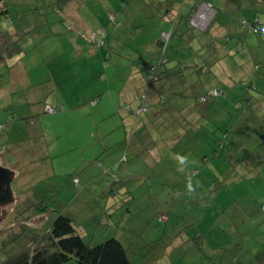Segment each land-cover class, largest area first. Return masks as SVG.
<instances>
[{
	"label": "rangeland",
	"instance_id": "374dc122",
	"mask_svg": "<svg viewBox=\"0 0 264 264\" xmlns=\"http://www.w3.org/2000/svg\"><path fill=\"white\" fill-rule=\"evenodd\" d=\"M70 1L107 33L111 11L115 36L96 48L55 0H4L0 31L21 53L0 64V167L16 174L0 204V261L29 196L46 209L41 229L64 213L90 245L118 238L130 264H253L264 249V0H204L193 24L217 11L208 33L162 19L168 1L183 15L195 0ZM172 29L195 39L172 37V82L149 109L159 122L138 121L122 107L146 92L156 101L144 68ZM213 88L224 95L200 102Z\"/></svg>",
	"mask_w": 264,
	"mask_h": 264
},
{
	"label": "trees",
	"instance_id": "16d2710c",
	"mask_svg": "<svg viewBox=\"0 0 264 264\" xmlns=\"http://www.w3.org/2000/svg\"><path fill=\"white\" fill-rule=\"evenodd\" d=\"M172 3L175 2L172 1ZM204 3H206L204 0H195L193 4L187 6L186 12H183V15H181L178 13L179 9L175 8L173 5L170 6V2L168 1L163 10L164 14L162 15V19H167L169 16H175V19L171 21L173 27L176 26L175 23L181 19L185 23V28L208 33L211 30L217 11L212 10L214 14L208 20V25L205 29L196 27L193 24L194 19L198 16L199 10H201L202 7H204V9L206 8ZM4 7V0H0V17L8 14V10ZM58 8L60 7L58 6ZM171 11L173 12L172 14ZM57 12H59V10H57ZM107 16L109 18L108 25L112 22L109 33H107L104 28H100V32L97 35H94L91 38L89 37V39L86 38L96 48L103 47L105 40L107 38H113L116 34V25L114 24L115 17L112 12ZM242 24L245 26L246 22L242 21ZM249 31L260 32L255 28L254 24L250 26ZM186 35L191 39H195L194 34ZM186 35L185 32L177 33V30L174 32L173 29L171 32H161L154 42V51L149 55L155 63H151L144 68V79L146 81L147 90L153 91L154 97L156 96V101L154 99L149 101L147 92L142 93L137 101L133 103V107L130 104L122 107V110L126 114L136 118L138 121L143 117L144 120H147V123L159 122L160 117L156 116V113L150 114L149 109L154 105L152 102H163L161 87L163 85H171V77L174 74V67H176V65L174 67L169 66L171 60L165 58L166 51L169 48V42L172 37L178 38L181 41ZM20 53V46L15 37L8 31H0V64L7 58L19 55ZM181 64L183 65V63ZM183 67L198 70L199 74L205 69L204 66L198 67L196 64H190V67ZM156 87L159 88L160 93L157 92L158 89ZM158 94H160L159 97ZM179 94L183 96L182 93ZM207 94V96L200 97L199 101L206 103L210 99L217 98L219 95H224V92L213 88L210 89ZM244 102H246V100H244ZM48 109H51V111ZM45 112H54V109L52 107H46ZM137 120L134 121L136 122ZM142 128L143 127H141V129ZM138 132L139 136L145 137L146 141L150 140L152 144V138L154 135H150L149 133L145 134L140 130H138ZM130 135L129 138H132V136L135 135V131L131 132ZM136 138L138 139V137ZM15 175L16 174H14V176ZM71 180L72 184H78L77 178L72 177ZM28 200L29 196L23 200L20 208L16 211L15 219L18 223V230L5 232L7 235L1 237L3 241L10 240L8 244H10L11 250L9 251V255L3 257L4 259L0 261V264H63L71 259H73L76 264H130L124 246L118 238L109 237L101 243L90 245L85 241L87 234L80 233L76 224H74L73 218L64 213L57 214L47 229H41V224L45 219L46 209L41 205H31V202ZM261 210L264 213V205L261 206ZM35 217L41 219V222L38 225L35 224V222H32ZM9 236L11 237L9 238ZM19 239L23 241L20 244L18 241ZM243 251L246 252L245 249H243L242 252ZM200 252H203L202 248L200 249ZM243 256L244 255L241 254L236 257L237 263H239ZM252 262L253 264H264V249L253 256Z\"/></svg>",
	"mask_w": 264,
	"mask_h": 264
},
{
	"label": "crops",
	"instance_id": "0c3cea01",
	"mask_svg": "<svg viewBox=\"0 0 264 264\" xmlns=\"http://www.w3.org/2000/svg\"><path fill=\"white\" fill-rule=\"evenodd\" d=\"M55 2L61 6L63 14L65 16V18H67L70 21H73L74 24L78 27V28H82L85 33V37L89 39V37H93L94 35H97L99 33V29L102 28V25H100L101 27L98 28V26H94L91 25L88 21H85L83 18H81L77 11H76V4L70 0H55ZM111 11H107V13H105L106 15H108ZM100 20H98L99 23Z\"/></svg>",
	"mask_w": 264,
	"mask_h": 264
},
{
	"label": "water",
	"instance_id": "95a60500",
	"mask_svg": "<svg viewBox=\"0 0 264 264\" xmlns=\"http://www.w3.org/2000/svg\"><path fill=\"white\" fill-rule=\"evenodd\" d=\"M14 172L10 169L0 167V204L12 200L11 182Z\"/></svg>",
	"mask_w": 264,
	"mask_h": 264
},
{
	"label": "clouds",
	"instance_id": "9594fccd",
	"mask_svg": "<svg viewBox=\"0 0 264 264\" xmlns=\"http://www.w3.org/2000/svg\"><path fill=\"white\" fill-rule=\"evenodd\" d=\"M179 162L182 164V165H186L187 164V157H179ZM195 189H196V186H194L191 182V180L188 181L187 183V192L189 194H192L195 192Z\"/></svg>",
	"mask_w": 264,
	"mask_h": 264
},
{
	"label": "built area",
	"instance_id": "2783aa9c",
	"mask_svg": "<svg viewBox=\"0 0 264 264\" xmlns=\"http://www.w3.org/2000/svg\"><path fill=\"white\" fill-rule=\"evenodd\" d=\"M49 111H51V109H48Z\"/></svg>",
	"mask_w": 264,
	"mask_h": 264
}]
</instances>
